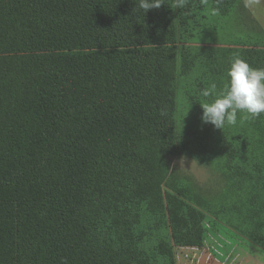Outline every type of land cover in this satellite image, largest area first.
<instances>
[{
  "label": "trees",
  "instance_id": "trees-1",
  "mask_svg": "<svg viewBox=\"0 0 264 264\" xmlns=\"http://www.w3.org/2000/svg\"><path fill=\"white\" fill-rule=\"evenodd\" d=\"M202 2L222 15L242 8L0 0V264H147L132 236L139 224L165 257L168 234L179 247L203 245L198 208L264 248V114L179 133L180 78L198 74L185 88L198 110L212 99L200 90L223 88L234 54L264 67L257 46L183 44L201 32ZM178 153L212 158L222 193L248 197L232 215L216 211L189 176L170 172L165 155Z\"/></svg>",
  "mask_w": 264,
  "mask_h": 264
},
{
  "label": "rangeland",
  "instance_id": "rangeland-1",
  "mask_svg": "<svg viewBox=\"0 0 264 264\" xmlns=\"http://www.w3.org/2000/svg\"><path fill=\"white\" fill-rule=\"evenodd\" d=\"M202 5L204 10L201 13H203L204 18H201L198 12L196 15L200 26L198 31L201 30V32L195 38H191L190 41L184 42V45L188 47L238 49L257 46L259 49H264V0H240L242 8L237 6V10L232 9L230 13L225 15L219 11H214L211 3L204 6V2H202ZM193 75L198 76L193 70L190 75L180 78V92L177 101L179 133L185 138H188V135L200 136L199 132L205 126L199 118L202 114L201 110L203 111L202 107L197 110L196 105L194 108L186 96L185 88L193 79ZM242 117L243 119H238V121L247 125L249 119L245 118L244 115ZM212 128L214 127L212 126ZM236 128V133L241 134L240 129ZM246 133L250 136L248 126ZM165 160L169 164L171 173L180 177L182 175L189 176L194 182V188L204 193L206 200L215 202L214 209L216 211L219 210L227 215H232L235 209L229 206L232 204L239 205L240 201L248 197L244 196L237 200V197H232L224 191L222 193V179L212 158L200 160L190 155L178 153L165 155ZM180 177L173 176L172 180L181 183ZM198 209L205 216L203 220V245L179 247L172 242L169 237L170 234H168L166 240L168 243L166 244L170 253L165 257L159 255V239L154 236V233L147 230L146 226L142 223L139 224L140 229L134 231L132 236L133 240L136 241L134 245L142 251L139 252L140 256L149 258L147 264H264L263 247H258L252 243V240L244 238L234 227L215 221L207 210ZM100 228L103 230V225ZM109 236V233L104 230L103 243L105 248L110 242Z\"/></svg>",
  "mask_w": 264,
  "mask_h": 264
},
{
  "label": "clouds",
  "instance_id": "clouds-1",
  "mask_svg": "<svg viewBox=\"0 0 264 264\" xmlns=\"http://www.w3.org/2000/svg\"><path fill=\"white\" fill-rule=\"evenodd\" d=\"M143 13L150 9H159L164 0H135ZM188 0H174L176 8L186 6ZM227 80L223 88L217 91V84L200 90L204 98L211 97V102L200 104L203 111L202 124H210L222 129L226 124L234 125L237 114L242 113L247 119H256L264 114V67H252L239 54H234L227 69ZM163 114V113H161ZM61 264H68L61 258Z\"/></svg>",
  "mask_w": 264,
  "mask_h": 264
}]
</instances>
